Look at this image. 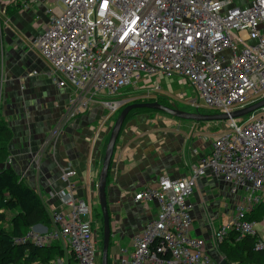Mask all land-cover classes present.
Masks as SVG:
<instances>
[{
	"label": "built area",
	"instance_id": "built-area-1",
	"mask_svg": "<svg viewBox=\"0 0 264 264\" xmlns=\"http://www.w3.org/2000/svg\"><path fill=\"white\" fill-rule=\"evenodd\" d=\"M24 1L45 3L46 26L31 40L44 62L42 73L56 88L74 92L45 138L46 149L54 147L67 122L92 105L104 110L107 121L135 101L161 97L159 87L150 91L154 79L186 82L197 96L190 101L197 113L203 108L229 115L264 99V0L245 6L233 0ZM3 80L1 76L0 105ZM129 90L133 92L127 94ZM258 111L247 121H225L215 135L205 134L206 128L196 130L209 152L190 149L188 174H163L133 193L132 204H153L156 214L146 221L137 217L139 232L131 247L118 244L117 255L108 254V264L109 259L111 264H228L220 246L230 237L236 243L251 237L254 250L264 251V215L249 219L264 205V108ZM11 161L8 157L7 164ZM75 176L72 165L65 164L59 175L65 192L49 193L48 201L37 192L50 224L31 227L13 243L54 247L59 255L30 264H100L96 203L79 193V185L71 182ZM201 179L210 180L215 192L207 196L214 197L209 202L202 198L205 216L195 228L192 198ZM206 204L212 210L206 211ZM112 224L111 237L116 231L121 236ZM100 236L102 245V232Z\"/></svg>",
	"mask_w": 264,
	"mask_h": 264
},
{
	"label": "crops",
	"instance_id": "crops-1",
	"mask_svg": "<svg viewBox=\"0 0 264 264\" xmlns=\"http://www.w3.org/2000/svg\"><path fill=\"white\" fill-rule=\"evenodd\" d=\"M233 1L238 6H245L251 0ZM46 23L43 1L26 3L24 0H0V77L4 79L0 118L13 134L8 146L12 161L8 165L17 167L20 178L21 173H25L21 179L30 185L34 184L35 191L48 201L49 193L65 192L59 180L60 169L65 164H71L76 170L71 182L79 185L81 195H91L97 203L98 176L117 115L105 121L107 114L104 110L92 105L85 114L63 126L53 148L42 146L50 130L64 115L68 101L74 98L73 90L56 88L48 75L42 73L44 62L31 45V40L44 30ZM32 71H37L38 75L31 76ZM168 102L174 103L171 100ZM136 118L131 117L121 131L106 184L109 206L116 212L112 225L114 231L122 232L121 240L127 241L123 247L127 249L131 247L133 236L139 232H136L139 216L146 221L156 214L153 204H132L133 193L153 184L163 174L174 178L188 174L186 166L193 161L190 149L196 148L204 154L209 152L208 142L196 137V130L200 128L191 130L183 140L182 127L174 129L171 122L163 121L160 122L163 126L159 128H140L136 126L140 117ZM147 124L146 121L144 125ZM202 125L201 128H206V134L216 127ZM211 184L210 180L201 179L197 192L199 195L192 198L195 222L204 220L202 198L206 202L214 199L207 197L215 192ZM55 203L51 205L55 206ZM207 209L212 210L208 204Z\"/></svg>",
	"mask_w": 264,
	"mask_h": 264
},
{
	"label": "trees",
	"instance_id": "trees-1",
	"mask_svg": "<svg viewBox=\"0 0 264 264\" xmlns=\"http://www.w3.org/2000/svg\"><path fill=\"white\" fill-rule=\"evenodd\" d=\"M132 92L129 90L127 94ZM145 102H157L163 106L171 107L167 98L162 96L157 97L156 100H139L134 103ZM143 113L162 114L146 109L131 111L123 128L131 117ZM199 113L211 114L201 111ZM12 135L7 123L0 118V264H30L36 260L47 261L59 255L57 248L39 249L30 244L15 245L13 243L14 238L24 236L31 227L40 224L49 225L50 220L45 205L37 192L24 179L20 178L17 167L7 165L8 146L12 141ZM251 215L250 220L262 219L264 205L257 206ZM234 240L230 237L220 246V251L228 264H264V251L256 252L254 250L253 238L246 236L238 243Z\"/></svg>",
	"mask_w": 264,
	"mask_h": 264
},
{
	"label": "water",
	"instance_id": "water-1",
	"mask_svg": "<svg viewBox=\"0 0 264 264\" xmlns=\"http://www.w3.org/2000/svg\"><path fill=\"white\" fill-rule=\"evenodd\" d=\"M262 108H264V99L242 110L231 112L229 115L201 114L197 112L187 113L179 110L174 103H171V107L163 106L157 102L134 103L124 107L117 116L110 131L103 154L98 182L96 185V201L99 206L102 220V245L100 264H108V254L111 238V214L116 213L109 206L106 189L107 178L116 142L121 134L124 122L131 111L146 109L165 114L173 119H177L180 121L209 124L214 122H225L229 119H239L244 116L250 115Z\"/></svg>",
	"mask_w": 264,
	"mask_h": 264
},
{
	"label": "rangeland",
	"instance_id": "rangeland-1",
	"mask_svg": "<svg viewBox=\"0 0 264 264\" xmlns=\"http://www.w3.org/2000/svg\"><path fill=\"white\" fill-rule=\"evenodd\" d=\"M149 87L151 88L150 91H153V89L155 87H159L160 90L157 91V94L165 96L166 98H168V100H171V102H174L176 104V107L179 110H181L183 112H187V113L195 112V108H193L190 105V101L196 99L197 96L193 90H190V88L188 87V84L186 82H183L181 79H179V78H164V79H160L159 82H157L156 79H154L150 82ZM146 91H147V89H146ZM156 99L157 98H154L153 100H156ZM197 103H198V105H201L200 101H198ZM200 111L205 112V113H211V114L214 113L213 111H209V110H206L203 108H200ZM260 114H261V111L255 112V116L260 115ZM0 115H1V112H0ZM135 116H137V118L140 117V119L136 118L137 119L136 126L140 127V128H147L150 126H152V127L157 126L159 128V127L163 126V124H160V122H163V121L171 122V126L175 127L174 129H177V128L179 129L180 127H182L180 130L183 133V135H181L183 137V140H185L188 137V133L191 130H193L194 128H201L202 126H204V125H202V123L198 124V123H194V122L180 121V120L173 119V118H170V117L164 116L162 114H158V113H143V114H138ZM249 117H250V115L244 116V117H242V120L247 121L249 119ZM146 121L149 124L144 125V124H146ZM214 124L216 125V127L214 129V133H219V132H222L226 122H214ZM192 125L196 126V127L192 128ZM202 130L203 129L201 128V132H202ZM185 132H187V134H185ZM204 133L206 134V131ZM212 133H213V131L209 132L207 134H212ZM212 135H215V134H212ZM226 201L228 204L229 198H227ZM119 215H120V217H122V214H119ZM225 216L226 215L223 214L222 220H224V221H226ZM113 218H114V214H111V222H113ZM93 219L98 220V221L101 219L100 210H99V206L97 203L93 206ZM201 222H203V221H201L200 219L196 220L195 225H194L195 228H197L199 226V223H201ZM95 232L96 231H94V233ZM97 235H99L98 247L100 248L101 236L98 233H97ZM191 235L196 236V233L192 232ZM126 243H127V241L121 240V236H119L118 233H116L114 236H112L111 237V244L109 247L110 258L117 255V253H118V246L117 245L118 244L120 245V247H123L126 245ZM97 263H99V259H97Z\"/></svg>",
	"mask_w": 264,
	"mask_h": 264
},
{
	"label": "flooded vegetation",
	"instance_id": "flooded-vegetation-1",
	"mask_svg": "<svg viewBox=\"0 0 264 264\" xmlns=\"http://www.w3.org/2000/svg\"><path fill=\"white\" fill-rule=\"evenodd\" d=\"M96 222H97L98 225H99V228H98V230H97V233H98V234H101V232H102V220H101V219H100L99 221L96 220Z\"/></svg>",
	"mask_w": 264,
	"mask_h": 264
}]
</instances>
